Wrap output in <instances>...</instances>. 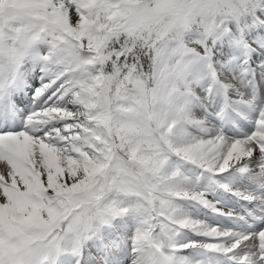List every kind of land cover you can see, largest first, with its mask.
<instances>
[{
  "label": "snow or ice",
  "instance_id": "obj_1",
  "mask_svg": "<svg viewBox=\"0 0 264 264\" xmlns=\"http://www.w3.org/2000/svg\"><path fill=\"white\" fill-rule=\"evenodd\" d=\"M0 264H264V0H0Z\"/></svg>",
  "mask_w": 264,
  "mask_h": 264
}]
</instances>
